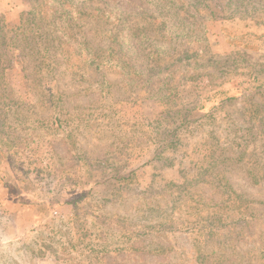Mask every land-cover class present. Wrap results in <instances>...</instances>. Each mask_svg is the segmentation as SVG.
Listing matches in <instances>:
<instances>
[{
    "label": "rangeland",
    "instance_id": "1",
    "mask_svg": "<svg viewBox=\"0 0 264 264\" xmlns=\"http://www.w3.org/2000/svg\"><path fill=\"white\" fill-rule=\"evenodd\" d=\"M78 1L93 15L75 35L89 50H60L44 73L8 44L30 0H0V264H196L201 252L264 264V0H175L161 34L144 0H103L121 14L106 37L101 0ZM118 30L133 68L155 65L157 38L173 73L132 82L131 70L126 83L89 61ZM163 82L178 86L176 102L153 94ZM195 105L191 117L214 120L164 142L175 111ZM216 157L226 186L204 181L217 168L201 179Z\"/></svg>",
    "mask_w": 264,
    "mask_h": 264
},
{
    "label": "trees",
    "instance_id": "2",
    "mask_svg": "<svg viewBox=\"0 0 264 264\" xmlns=\"http://www.w3.org/2000/svg\"><path fill=\"white\" fill-rule=\"evenodd\" d=\"M144 1L149 6L154 7L157 10L156 12L152 11L151 15L145 14V17L143 16L145 20L149 21L148 30H157L159 34H161V32H168L164 31L163 27L167 26V23L171 21L172 18L177 16L178 6H181L182 4H178L175 0ZM30 2L31 9L21 14L20 24L17 27L10 29L12 36L9 38L10 43L8 44L14 47L15 52L17 55H19L20 59L27 57L36 72L45 73V70L49 69L51 56H55V54H57L60 50L69 55H73L80 51L89 50V47H85L87 45L86 42H82L78 37L75 36L78 33L83 32L81 26L86 24L90 16H93L86 12L85 9H87V6L82 5L81 1L30 0ZM101 2L103 7L96 8L95 15L98 19V25H100L98 29L102 30V37H106L109 29L106 28L105 25L107 22L113 24L117 18L121 20V14L119 10L109 9V3L107 1H104L103 3V0H101ZM179 21L182 22L183 19L179 17ZM2 22L4 23V17L0 15V39L5 40V36H3V31L1 30ZM122 24L123 23L121 21L120 25ZM144 28H142V30ZM120 31L123 30H118L117 32H113V34H110L107 43L105 45L100 44L99 48L96 49V55L91 57L89 61L95 63L98 68H101V66L106 63L111 64L112 67L122 75V78H124L126 83L128 82L127 78L128 75L131 74V70H133L132 76L134 78L133 80H129L132 82L135 80L140 81V79L145 78L146 75H148V78L153 75H158L163 70H168L170 73H173V71L169 69L171 64L165 63L161 65L158 62V59L165 54L161 53L160 51L158 52L156 46L159 39L157 38H151V43L154 44V49L147 53L148 59L152 58L153 61L156 60L155 65H149V63H147L143 70H141L139 67V69L137 67L133 68L130 62L125 59L124 55L121 54L118 56V53L122 52L123 49L122 44L119 43V34L122 33ZM142 35L146 37L145 32H143ZM158 49L160 50L159 46ZM157 54L159 55L158 57ZM190 57L191 55L185 51L184 56L182 55V57L179 59L185 61L183 64L184 67L192 64L189 61ZM1 63L3 62L2 56L0 55V65ZM135 76H137V78H135ZM190 78L192 79L196 77ZM3 79V70L1 71L0 68V87L4 84ZM152 90L154 95L159 92H164L163 98L168 99L169 102L173 103L176 102L175 97L179 95L178 86H170L166 82H163L160 85H155V83H153ZM154 95H152V97ZM1 101L3 105L9 106L10 104V101H7L2 93H0V104ZM201 108L202 107L195 105L192 108L186 107V109H177L175 111L177 122L167 134L169 137L171 136V138L166 139L164 142L167 141L170 145H177L180 142V135H178V131L186 130L192 127V125H204L206 122H210L206 120L208 117L211 120H214V116H212V113L209 112H206L199 117H191L190 112H194L198 109L200 110ZM114 116L115 115L113 114L112 117ZM108 123L115 125L119 123V120L111 119L108 121ZM72 132L73 131L71 130L70 133ZM173 134H176V136L172 137ZM225 161L226 159L218 160L216 157L212 161L208 162L205 166L201 167V179L203 176H206L209 171H211L210 174L212 175V172L217 168V174L215 175L216 179L214 177H210L204 181L209 182L210 184L218 185L221 184V182L218 180L219 176H221V181L226 180V182L222 184L225 186L228 185L230 180L226 177V171L220 166L221 162L223 163ZM225 260L227 259L224 255H214L207 252H201L195 259L197 262L196 264H209L210 262L214 264H221Z\"/></svg>",
    "mask_w": 264,
    "mask_h": 264
}]
</instances>
